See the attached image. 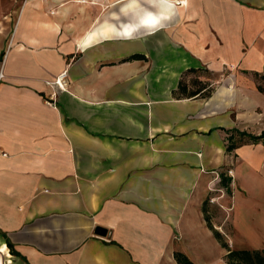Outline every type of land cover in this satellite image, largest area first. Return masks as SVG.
<instances>
[{
  "label": "crops",
  "instance_id": "0c3cea01",
  "mask_svg": "<svg viewBox=\"0 0 264 264\" xmlns=\"http://www.w3.org/2000/svg\"><path fill=\"white\" fill-rule=\"evenodd\" d=\"M255 1L27 0L13 11L0 32V264H228L203 210L216 200L229 217L211 221L233 248L235 237L264 248V139L226 150V130L264 133ZM189 68L217 76L210 97L173 95ZM64 70L65 89L48 84Z\"/></svg>",
  "mask_w": 264,
  "mask_h": 264
},
{
  "label": "trees",
  "instance_id": "16d2710c",
  "mask_svg": "<svg viewBox=\"0 0 264 264\" xmlns=\"http://www.w3.org/2000/svg\"><path fill=\"white\" fill-rule=\"evenodd\" d=\"M142 55L140 54H134L132 56H129L127 60H131L133 58H140ZM203 68H189L187 69L181 76V79L179 81V85L177 89L173 90V95L176 98H191L195 96L200 97H210L214 91V87H211V83L203 79H200V75L198 76V79L193 80L192 82L195 84H198L197 86L190 83L189 80L185 79L186 76H188L190 73L197 72L198 70H202ZM208 70V69H207ZM256 75H260V72H255ZM260 76L264 77V73ZM208 79V76H206ZM258 86V85H257ZM258 88L261 91H264V87L258 86ZM227 132V152H230L234 150L235 148L252 142L256 143L261 139H264V133L261 135H254L249 134L244 131H240L239 129H229L226 130ZM220 183L223 186H228L230 182V178L227 175V171L223 170L220 174ZM203 210L205 212V216L207 219V222L209 224V227L213 229L216 238L221 242L222 246L226 249V253L224 255V258L228 264H264V248H255V249H248V248H231L226 241L224 235L214 228L213 223L211 221V216L209 215V206L207 203V206L204 207ZM7 243L10 247L11 253L17 254L18 252L15 250L14 245L10 241V239H7ZM181 259H183L187 264H193L187 257L184 255H179Z\"/></svg>",
  "mask_w": 264,
  "mask_h": 264
},
{
  "label": "rangeland",
  "instance_id": "374dc122",
  "mask_svg": "<svg viewBox=\"0 0 264 264\" xmlns=\"http://www.w3.org/2000/svg\"><path fill=\"white\" fill-rule=\"evenodd\" d=\"M26 1L27 0H0V32H1V38L4 37L6 33L12 31L13 26L15 24L16 16H17L16 14L13 13V11L20 8ZM258 1L259 0H256L255 2H258ZM260 1L264 2V0H260ZM155 9L157 11H163L164 10L162 8L160 9L159 6H156ZM9 16H11V17H9ZM256 57H258V56H254V61H255ZM225 72H226V70H225ZM263 73H264V71L260 72V75ZM199 75H202L203 80H205V81L208 80V82L211 83L210 84L211 87L215 86V80H216L217 76L214 75L211 70H209V69L207 70V68H203L202 70H198L197 72L190 73L188 76L185 77V79L189 80L191 84L197 86L198 84H195L192 81L195 79H198ZM260 75H256L255 73H252L251 77H253L255 83L258 86L264 87V77H262ZM206 76H208V79L206 78ZM213 189L214 190H212V192L215 193V196H218L220 199V202L222 204H225V199L227 196H225V193H223L221 191V188L219 187V185L217 187L214 186ZM209 200H211V197H209ZM207 203L208 202L204 203V205H205L204 207L207 206ZM215 203H217L218 207L214 210H211V208L209 207L208 208L210 211L209 215L211 216V214L217 213L218 215L223 216V214H224L225 219L228 220L229 213H228L227 209L224 206H222L218 202V200H216ZM213 226L215 229H217L218 231H220L224 235L229 246L231 248H233V242H232L231 238L228 235H226L225 233H223V231L220 228L216 227V225L214 223H213ZM226 232L228 234H230V231L228 230V228H227ZM233 240L236 243L235 248H241V246L244 247V246H246V245H244L245 243L250 244L249 241H247L243 238H239V237L238 238L235 237ZM239 242H241V243H239ZM240 244H242V245H240ZM224 253H226V249H224Z\"/></svg>",
  "mask_w": 264,
  "mask_h": 264
},
{
  "label": "built area",
  "instance_id": "2783aa9c",
  "mask_svg": "<svg viewBox=\"0 0 264 264\" xmlns=\"http://www.w3.org/2000/svg\"><path fill=\"white\" fill-rule=\"evenodd\" d=\"M68 70H64L54 81H48V84L52 85L53 87H58L60 90H63L66 88L68 82ZM214 190L211 188V191ZM215 198L212 197L211 201H214Z\"/></svg>",
  "mask_w": 264,
  "mask_h": 264
},
{
  "label": "bare ground",
  "instance_id": "6f19581e",
  "mask_svg": "<svg viewBox=\"0 0 264 264\" xmlns=\"http://www.w3.org/2000/svg\"><path fill=\"white\" fill-rule=\"evenodd\" d=\"M2 249L10 257V253H9L8 247H7V245L5 243L2 244Z\"/></svg>",
  "mask_w": 264,
  "mask_h": 264
},
{
  "label": "water",
  "instance_id": "95a60500",
  "mask_svg": "<svg viewBox=\"0 0 264 264\" xmlns=\"http://www.w3.org/2000/svg\"><path fill=\"white\" fill-rule=\"evenodd\" d=\"M97 231H98L99 233H101V234H106L105 229H103V228H101V227L98 228Z\"/></svg>",
  "mask_w": 264,
  "mask_h": 264
},
{
  "label": "snow or ice",
  "instance_id": "6c2138e0",
  "mask_svg": "<svg viewBox=\"0 0 264 264\" xmlns=\"http://www.w3.org/2000/svg\"><path fill=\"white\" fill-rule=\"evenodd\" d=\"M155 21H152V20H148V21H146V23H149V24H151V23H154ZM3 249H0V251H2Z\"/></svg>",
  "mask_w": 264,
  "mask_h": 264
}]
</instances>
